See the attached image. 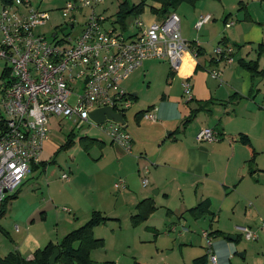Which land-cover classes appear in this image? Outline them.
Wrapping results in <instances>:
<instances>
[{"label": "crops", "instance_id": "0c3cea01", "mask_svg": "<svg viewBox=\"0 0 264 264\" xmlns=\"http://www.w3.org/2000/svg\"><path fill=\"white\" fill-rule=\"evenodd\" d=\"M237 1L239 4L238 13H242L241 18L243 19L239 24L238 20H240V17L238 19V13L236 15L233 14V10L236 7L235 4L227 3L225 0H198L195 3L179 2L170 9V12H176L181 17L182 36L194 47L196 46L202 51L201 55L195 56L192 48H190L186 52L188 56L187 59H184L179 74L180 83L184 79L190 81L193 98L190 101L187 100L188 102H184L182 98L171 97V95L165 94L161 100L153 101L148 106V109H141L135 115L137 119H140L144 117L146 111L155 108L156 119H149L154 123L153 129L158 133V138L155 139L156 136H154V140L164 143L170 142L171 146L183 149L181 153H176V151L160 153L153 159L154 162L152 163L155 166V169L152 171V189L158 188L156 191L160 194L162 201L173 205V209H169L168 213H180L179 218H183L187 224L199 219V221L192 224L201 222L200 225L210 230L208 232L212 237V250L216 255L217 264H233L235 262L233 261L235 257H231V255L236 254L238 248L232 245L231 242L238 243L242 238L241 234H238L237 231L240 230L245 233L243 228L254 231L257 234L256 239L245 238L252 241L257 240L256 243L248 244L242 248L243 251L239 254L247 259L250 250L255 256L243 264H264V229L262 226V222L264 221V192L262 188L264 185L261 184L264 182V165L260 160V155L264 154V113L261 123L259 122L258 129L257 125L254 124L256 121L254 112L256 110L264 112V108L257 103L259 96H256L254 99L248 98L250 92H252V76L241 67V60L248 61L247 58L239 57L237 54L239 49H241V46L238 44L239 40L254 28L252 24L256 22L262 23L261 20L258 21L260 19L258 10L264 9V0ZM63 6H60V10ZM146 6H149V12L144 11L141 15H138L146 24L162 21L168 15H157L152 11L153 7L157 9L161 7V4L158 2L149 0ZM37 8L41 9L40 7ZM204 14H211L212 18L209 22L202 25L201 28H198L196 24L200 16ZM233 16H236V18ZM228 22L232 23L230 27L226 26ZM235 26L237 27L235 28ZM215 43V47L220 44H230L234 47L233 63L226 64L225 62H220L217 64L212 60L213 51L211 54L208 52V45ZM214 67H217L221 72L219 78L213 77L210 74V70ZM129 94L131 95L132 105V102L137 100L139 95L137 92ZM182 95L184 96V93ZM195 109H199V111L193 117L192 113ZM239 119L242 120L241 125L236 127L234 125L231 126ZM178 121H183V128L178 127L176 130L168 131V129H171L175 125L174 122L177 123ZM203 128H212L217 131L218 139L207 143L208 148L201 146L200 149L196 146L198 143L197 135ZM140 129L141 126L134 130L132 134L127 129L133 139L132 150L129 153L130 155H124L121 147L116 148L121 152L120 161L129 157L133 160L137 158L139 166L142 162L147 164V161L141 160L139 162V156L134 157L131 154L133 153V147L139 150L144 148L145 142L141 138ZM165 131H168L167 138H163ZM181 132L184 137L179 138L175 136L176 133ZM240 134H246L250 142L241 141L239 139ZM96 139L99 141H94L91 143L92 145L97 143L102 148L106 146L105 140ZM51 141L53 140L50 134L45 146H49ZM140 153L143 152L140 151ZM46 165L47 163L41 160L40 164L32 165L31 171L38 170L40 167H46ZM145 168H147V171H145ZM145 168L143 170L139 169L142 171V177L151 171L149 167L146 166ZM70 172L73 173L72 169H70ZM163 172L169 173L171 181H166L165 177L162 176ZM71 180L74 182L76 178L72 177ZM121 181L124 183V180ZM116 184V188L121 187L116 186ZM125 184H123L124 190L129 187L126 180ZM148 185L149 179L146 186ZM192 187H194V191H192ZM20 191L21 188L16 191L15 197L9 199L11 201L9 207L11 212H14L15 208L18 209L17 204H19L21 197ZM48 193L51 194V187H49ZM136 194L138 197L146 195L143 200L149 199L151 201L155 206V210L151 212L152 214L157 210L158 206L156 204H159L158 197L151 196L147 190ZM9 201L5 205L0 204L1 209H5V214L8 212L6 206L9 204ZM201 203L206 207L205 214L194 215L190 210ZM49 205L52 206L49 202L43 205L41 202L36 201V204L28 205V203H25L24 206L26 209H31L32 215H35L39 209H44L46 211L44 216L47 217ZM70 205L72 210L66 207L63 210L66 212L74 211L73 217L68 215L60 216L57 222L58 224L63 223V229H68L66 231L75 229L76 225L84 219L88 221L93 211H102L101 209L94 208V206H84V209H80V204L76 201L71 202ZM137 205L135 209H137ZM21 207L22 205L19 206V208ZM215 207H219L218 213H215L213 210ZM224 213L231 215L230 221L226 225L221 222ZM111 217L116 220L121 219L120 217ZM216 220H219V223L214 227L213 222ZM27 229L28 231H24L18 225L16 226L15 233H18V237H21L23 231L25 234L20 242H16V250L14 251H18L23 257L30 259L36 250L44 247L49 242H52V240L54 241V238L51 237L45 244L44 241L47 237H36L31 234L30 227ZM154 229L157 231L155 234L156 239L159 232L156 228ZM177 229V226L173 224L170 231L176 232ZM187 230L188 228L186 229L184 225L182 230L179 231L180 236L177 238V245L182 241L179 246L180 250L185 251L187 249L186 246H191L196 242L197 246L201 249L199 254L201 256L194 258V261L198 258L206 257L205 263L203 262L204 264H207L209 261L211 264H214L210 259V255L202 250L203 247L207 249L204 235H200L195 230L190 232H187ZM230 235L236 236V239L233 240L230 238ZM100 238L104 239V237ZM203 240H205L204 245L202 244ZM109 261L116 262L115 260Z\"/></svg>", "mask_w": 264, "mask_h": 264}, {"label": "rangeland", "instance_id": "374dc122", "mask_svg": "<svg viewBox=\"0 0 264 264\" xmlns=\"http://www.w3.org/2000/svg\"><path fill=\"white\" fill-rule=\"evenodd\" d=\"M69 1L33 0L35 7H40L49 12L47 24L38 27L37 32L52 37L55 29L60 25H63V27L57 29L59 35L70 31L71 29L69 27L64 26L69 21L70 15L65 16L62 10H60V6L65 5ZM124 1H127L131 6L139 3L141 0H102V2L95 6V10L97 13H101L108 18L105 23L106 27H112V23H114L118 31L125 32L126 35H132L137 31L134 25V18L137 14H129L126 17V30H122L121 24L116 23L117 12L120 4ZM225 1L235 4L236 7L233 10V14L236 15L239 9L238 1ZM1 8L2 0H0V10ZM149 10V6L147 7L145 5L144 11L148 13ZM90 14L91 9L88 7L84 8L82 12H76L77 26L73 34L79 33L81 24ZM241 16L242 13H238V19L240 17L238 24L243 20ZM258 16L260 17L258 21L261 20L262 23L256 22L252 24L254 28L239 40L238 44L241 46V49H239L237 54L239 57L247 58L248 61L254 60L258 62V67L262 71L261 75H253L246 67L243 65L241 67L252 76V92H250L248 98L254 99L256 96H259L257 103L264 108V9L258 10ZM233 17L236 18V16ZM216 43L208 45V52L210 54L214 51L213 49ZM4 66V61H0V74ZM138 70L133 72L128 79L122 81V87L128 93L137 92L139 95L130 107L125 108V121L127 129L131 134L141 126V138L145 142L144 148L139 150L133 147V153L131 154L134 157L139 156V162L144 160L147 161V164L142 162L139 166L137 158L133 160L129 157L120 161L121 152L116 149L119 146L114 143L112 144L111 139L94 125L86 124L82 127H77L67 118L51 117L50 134L53 141H51L52 144L50 143L49 146H45L41 155V160L47 163L46 167H40L38 170L29 173L28 179L20 187L21 197L19 204H17L18 209L15 208V211L11 212L9 210L11 201L8 200L9 204L6 206L8 212L0 215V226H2L0 228V255L5 256L16 250V242H20L24 238V231H28L27 228L29 227L32 235L39 238L47 237L44 241L45 244L51 237L54 238L52 242H60L69 231H66L68 229H63V223H57L58 219L64 215L73 217L74 211L66 212L63 209L66 207L72 210L70 204L76 201L80 204V209H84V206H94L96 209H101L104 215L110 217L106 222H102L94 228L95 236L104 237V245L91 251V258L97 263L104 264L109 260H115L119 264L205 263L194 261V258L201 256L199 255L201 249L197 246L196 242L191 246H186L187 249L185 251H181L179 246L182 241L177 245V238H179V231L182 230L184 225L186 229L188 228L187 232L195 230L200 235H203L204 231L210 232V230L200 225L201 222L192 224L199 221V219L187 224L183 218H179L180 213L169 214L168 210L173 209V205L164 203L160 194L156 191L158 188L152 189L151 184L152 171L155 169V166L152 164L154 162L153 159L160 153L170 151L181 153L183 149L171 146L172 144L170 142L155 141L154 136L157 139L158 133L153 129L154 123L149 119L147 120L146 117L137 119L135 115L141 109H148V106L153 101L161 100L165 94H169L171 97L182 98L186 102L188 99L182 95L184 93V81L180 83V70H173L165 59H148L144 62L143 67ZM77 92H80V88ZM263 113L262 110H256L254 112V118L256 120L254 124L257 125V129L259 122L261 123ZM241 121L239 119L231 126H239L242 123ZM110 122L106 121L104 125L108 126ZM174 124L168 131L171 132L178 127L183 128V121L174 122ZM168 131L164 132L163 138H167ZM71 132L74 134L71 135L73 141L69 139ZM175 136L179 138L184 137L182 132L176 133ZM93 137L105 140L106 146L102 148L97 143L92 145L84 140L85 138ZM196 146L198 148L201 146L208 148L207 142L200 143L198 141ZM121 151L124 152V155H130L125 150ZM140 151L143 153H140ZM260 156V160L264 165V154ZM146 166L151 171L146 175L149 179V185L145 187L142 183V171L139 169L143 170ZM70 169H72L73 173L70 172ZM63 173H68L70 176L69 179L63 180L61 178ZM168 174V172H163L162 176L165 177L166 181H171V177ZM72 177L74 179L76 178L74 182L71 180ZM121 180H124V185H126L125 180L127 181V184H129L127 189L124 190V186L120 188L115 187V183ZM49 182L51 183L50 185ZM261 184L264 185V182ZM49 187H51V194L48 193ZM146 190L151 196L158 197L159 204H156L158 206L157 210L153 214L151 213L152 215L149 214L146 219L135 222L133 216L138 212H136L137 209L135 207L146 197V195L138 197L136 193L139 194L141 191ZM192 191H194V187H192ZM262 191L264 192V187ZM136 200L138 201L136 202ZM36 201L41 202L43 205L48 202L52 205L48 207L47 217L44 216L46 212L44 209H39L35 215H32L31 209L25 208V203L31 205L33 203L36 204ZM21 205L22 207L19 208ZM213 210L215 213H218L219 207H215ZM111 216L120 217L121 219L116 220ZM230 218V214L224 213L221 221L222 224H228ZM86 220L84 219L78 223L75 228L80 227ZM207 222L209 223L208 220ZM218 223L219 220L214 221L213 226L216 227ZM173 224L178 228L176 232L170 231ZM17 225L24 230L21 237H18V233H15ZM154 228L159 232L156 239L155 234L157 231ZM237 232L241 234L242 238L238 243L231 242L232 245L238 248L237 253L232 254L231 257H235L233 258V261H235L233 264H243L251 260L250 258L255 256V254L249 250V255L245 259L239 253L243 251L242 248L248 244H255L257 240H247L244 235L245 233L240 230ZM19 238L21 239L19 240ZM204 241H202L203 245ZM202 250L207 253V249L204 247ZM207 264H211L210 261Z\"/></svg>", "mask_w": 264, "mask_h": 264}, {"label": "built area", "instance_id": "2783aa9c", "mask_svg": "<svg viewBox=\"0 0 264 264\" xmlns=\"http://www.w3.org/2000/svg\"><path fill=\"white\" fill-rule=\"evenodd\" d=\"M102 0H70L62 7L64 24L71 30L52 37L37 32L47 24L49 12L33 5V0H4L0 10V61L5 66L0 74V203L12 196L31 172L32 165L41 163V155L50 137L51 117L67 118L77 127L86 124L98 127L126 152L132 150V136L125 124L113 119L97 122L90 112L111 107L124 114L131 106V95L122 87V81L143 66L148 59H165L171 68L179 71L191 43L181 33V17L169 13L162 21L146 24L138 16L134 19L137 31L132 35L118 31L116 25L106 27L107 17L97 13L95 6ZM90 8L91 14L73 34L77 26L76 12ZM211 14L201 15L196 26L209 22ZM232 25L226 23L227 27ZM123 30V29H122ZM197 56V51L192 48ZM215 63L234 62V47L230 44L214 48ZM220 77V70H210ZM80 88V92L77 90ZM184 96L190 101L192 85L183 82ZM155 108L144 113L156 119ZM111 121L108 126L104 122ZM218 139V132L203 128L197 135L200 143ZM147 171V168L145 169ZM61 178L67 180L68 173ZM143 185L148 178L143 177ZM120 181L116 186H123ZM264 228V221L262 222ZM247 239L257 234L243 228ZM207 253L217 264L212 250V237L203 232Z\"/></svg>", "mask_w": 264, "mask_h": 264}, {"label": "trees", "instance_id": "16d2710c", "mask_svg": "<svg viewBox=\"0 0 264 264\" xmlns=\"http://www.w3.org/2000/svg\"><path fill=\"white\" fill-rule=\"evenodd\" d=\"M4 1V0H3ZM147 1L149 0H141L139 3L129 5L127 1H124L120 4V8L117 12V21L116 23H120L123 30H126L127 26L125 23L126 17L129 14H137L138 16L143 13L145 9V5H147ZM154 2H158L161 4L160 8H152V11L159 14H169L170 9L174 7L179 2H190L195 3L198 0H152ZM192 45V44H191ZM195 48L197 51V56L202 54L200 48L191 46ZM241 63L244 67L252 72L253 75H261L262 71L258 67V62L254 60L246 61L241 60ZM199 111V109H195L192 113L194 117L195 114ZM126 126V125H125ZM73 132L69 135L70 141L72 140ZM74 135V134H73ZM239 139L243 142L249 143L250 139L246 134H240ZM86 142L89 144L94 141H99L96 138H85ZM87 143V144H88ZM69 144V143H67ZM16 193L10 197H8L2 204L5 203L11 198L15 197ZM145 204V206H144ZM138 212L133 216L134 221L144 220L148 217V215L155 210V206L151 203L149 199H144L140 201L137 205ZM194 215H203L206 212V207L203 203L199 204L197 207L192 208L190 210ZM5 214V209L2 208L0 210V215ZM110 219V217L104 215L101 211L95 210L93 211L90 219L82 224L80 227L75 228L69 231L60 242L54 243L49 242L43 248H39L33 253V257L27 259L23 257L18 251H12L5 256L0 255V264H51L50 257L54 253L56 248H59V253L57 259L54 264H101L97 263L91 258V251L97 247H101L104 245V239L100 237H96L94 233V228L98 224L102 222H106V220ZM206 257L198 258L195 262L203 263ZM104 264H119L113 261L106 262Z\"/></svg>", "mask_w": 264, "mask_h": 264}, {"label": "water", "instance_id": "95a60500", "mask_svg": "<svg viewBox=\"0 0 264 264\" xmlns=\"http://www.w3.org/2000/svg\"><path fill=\"white\" fill-rule=\"evenodd\" d=\"M90 117L97 122H101V121L108 118V119H113L116 122H119V123L126 125L124 114L115 112L111 107H108V106L107 107H101V108H98L96 110L91 111ZM230 238H232L234 240V239H236V236H230ZM58 253H59V248H56L54 253L50 257V263L51 264L55 263L57 256H58Z\"/></svg>", "mask_w": 264, "mask_h": 264}, {"label": "bare ground", "instance_id": "6f19581e", "mask_svg": "<svg viewBox=\"0 0 264 264\" xmlns=\"http://www.w3.org/2000/svg\"><path fill=\"white\" fill-rule=\"evenodd\" d=\"M187 56H188V54H186V56L184 57V59H187Z\"/></svg>", "mask_w": 264, "mask_h": 264}]
</instances>
